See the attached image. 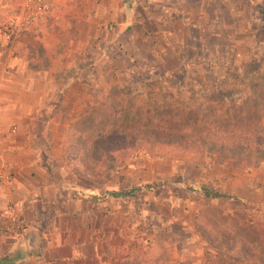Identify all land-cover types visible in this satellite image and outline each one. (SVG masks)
I'll list each match as a JSON object with an SVG mask.
<instances>
[{
    "label": "rangeland",
    "instance_id": "374dc122",
    "mask_svg": "<svg viewBox=\"0 0 264 264\" xmlns=\"http://www.w3.org/2000/svg\"><path fill=\"white\" fill-rule=\"evenodd\" d=\"M131 5L134 20L122 34L115 32L112 22L105 23L103 30L108 40L112 34L116 42L131 37V46L128 50L120 49L119 43L114 50L106 47L107 54L99 62L102 80L92 88L80 114L68 124L63 150L65 159L74 166L79 146H87L86 139L95 136L103 118L124 110L140 121L138 110L128 109L135 102L133 96H141L137 103L142 99L153 107L167 105L169 109L183 110L191 106V90L197 94L192 95L195 104H201L202 91L215 92L221 87L225 96H231L242 84L244 92L258 100L263 88L264 0H208L204 8H199V0H130L128 9ZM78 13L84 15L85 11ZM77 24L90 28L79 21ZM111 58H116L118 65H111ZM257 67L258 75L254 73ZM147 73L165 76L159 88L147 86L150 79L143 81ZM181 73L187 76L184 82L179 78L171 80ZM159 89L166 97H149L150 92L158 93ZM176 90L180 92L174 94ZM151 116L153 120L160 118L158 114ZM123 159L125 165L104 175L101 182L79 175L91 182L89 185L104 200L113 198L109 192H126L114 199L119 209L122 205L132 213L133 236L129 234L136 237L134 254L140 252L142 258L144 248L152 246L149 256L143 257L144 263L150 258L158 264H169L182 256L176 264H240L237 261L244 260L241 255L214 250L195 229V219L201 217L202 209H210L211 218L215 217V209L244 220L264 234V164L216 165L211 157L205 163H195L142 151H132ZM193 186H206L229 197L205 198ZM203 224L209 228L206 220Z\"/></svg>",
    "mask_w": 264,
    "mask_h": 264
},
{
    "label": "crops",
    "instance_id": "0c3cea01",
    "mask_svg": "<svg viewBox=\"0 0 264 264\" xmlns=\"http://www.w3.org/2000/svg\"><path fill=\"white\" fill-rule=\"evenodd\" d=\"M18 1L0 0V21ZM83 1L90 0H58L37 35L0 44V170L8 165L15 178L12 189H0V211L13 207L29 224L21 236H0V264L9 257L14 264H122L135 251L131 211L97 195L63 150L69 122L102 80L106 47L128 50L132 41L103 37L107 22L121 34L132 25L130 0ZM199 1L204 8L208 0ZM69 71L74 79L61 78Z\"/></svg>",
    "mask_w": 264,
    "mask_h": 264
},
{
    "label": "trees",
    "instance_id": "16d2710c",
    "mask_svg": "<svg viewBox=\"0 0 264 264\" xmlns=\"http://www.w3.org/2000/svg\"><path fill=\"white\" fill-rule=\"evenodd\" d=\"M254 73L260 74L259 67ZM75 77L71 71L61 76L66 81ZM177 78L184 82L187 76L181 73L174 75L171 80ZM145 79H150L146 82L148 87L153 85L159 88L165 76L147 73L143 81ZM58 81L60 82V77ZM239 87L240 90L231 96H225L221 87L215 92L202 91L201 104H195L193 96L197 94L191 90V106L183 110L169 109L167 105L153 107L142 99L137 103L136 100L141 96H133L135 102L128 109L130 111L135 107L140 121L136 117L131 118L124 110L113 113L108 119L103 118L101 128L99 127L95 136L87 138V146H79L75 154L77 172L91 181L101 182L104 175L125 165L123 157L132 151H142L150 156L165 153L171 159L195 163H205L211 157L216 165L228 163L256 167L264 164V83L258 100L252 98L250 92H244L242 84ZM178 92L180 90H176L174 94ZM149 95L166 97L161 89L158 93L150 92ZM141 103L144 105L143 109H140ZM112 110L115 112L114 108ZM152 114H158L160 118L153 120ZM192 188L200 191L205 198L229 197L206 186ZM124 193L126 192L121 190L109 192V195L118 198ZM210 212V209H202L201 217L196 218L194 223L195 229L208 246L220 253L237 252L244 258L237 261L240 264H264V234L261 230L239 218L225 216L215 209V217L211 218L208 215ZM204 220L209 228L203 224ZM5 262L14 264V259L9 257ZM143 263L140 252L127 254L122 260V264Z\"/></svg>",
    "mask_w": 264,
    "mask_h": 264
},
{
    "label": "built area",
    "instance_id": "2783aa9c",
    "mask_svg": "<svg viewBox=\"0 0 264 264\" xmlns=\"http://www.w3.org/2000/svg\"><path fill=\"white\" fill-rule=\"evenodd\" d=\"M58 0H19L0 21V44L6 48L22 37L37 35L43 18L55 12ZM14 175L8 165L0 170V189L10 190ZM28 221L13 207L0 211V236L18 237L28 229Z\"/></svg>",
    "mask_w": 264,
    "mask_h": 264
}]
</instances>
